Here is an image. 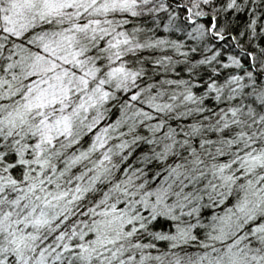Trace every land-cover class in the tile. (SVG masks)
<instances>
[{
    "label": "snow or ice",
    "instance_id": "6c2138e0",
    "mask_svg": "<svg viewBox=\"0 0 264 264\" xmlns=\"http://www.w3.org/2000/svg\"><path fill=\"white\" fill-rule=\"evenodd\" d=\"M0 264H264V0H0Z\"/></svg>",
    "mask_w": 264,
    "mask_h": 264
}]
</instances>
